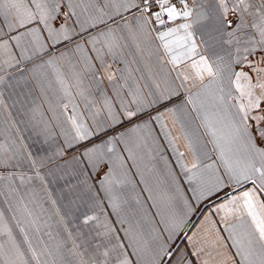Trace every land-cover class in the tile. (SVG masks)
Wrapping results in <instances>:
<instances>
[{"label":"snow or ice","instance_id":"6c2138e0","mask_svg":"<svg viewBox=\"0 0 264 264\" xmlns=\"http://www.w3.org/2000/svg\"><path fill=\"white\" fill-rule=\"evenodd\" d=\"M0 264H264V0H0Z\"/></svg>","mask_w":264,"mask_h":264},{"label":"crops","instance_id":"0c3cea01","mask_svg":"<svg viewBox=\"0 0 264 264\" xmlns=\"http://www.w3.org/2000/svg\"><path fill=\"white\" fill-rule=\"evenodd\" d=\"M162 151H164V149H162Z\"/></svg>","mask_w":264,"mask_h":264}]
</instances>
